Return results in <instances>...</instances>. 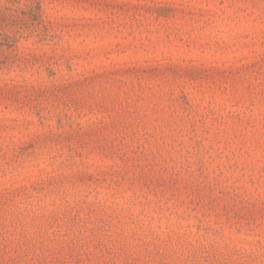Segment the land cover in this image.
<instances>
[{"label":"rangeland","instance_id":"1","mask_svg":"<svg viewBox=\"0 0 264 264\" xmlns=\"http://www.w3.org/2000/svg\"><path fill=\"white\" fill-rule=\"evenodd\" d=\"M0 264H264V0H0Z\"/></svg>","mask_w":264,"mask_h":264}]
</instances>
